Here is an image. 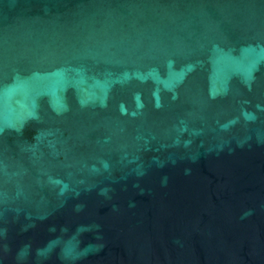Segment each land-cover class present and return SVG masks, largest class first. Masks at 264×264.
<instances>
[{
	"label": "water",
	"instance_id": "obj_1",
	"mask_svg": "<svg viewBox=\"0 0 264 264\" xmlns=\"http://www.w3.org/2000/svg\"><path fill=\"white\" fill-rule=\"evenodd\" d=\"M0 264H264V0H0Z\"/></svg>",
	"mask_w": 264,
	"mask_h": 264
}]
</instances>
